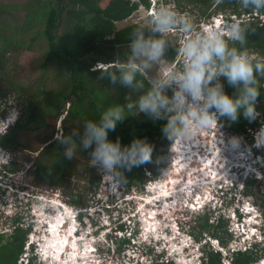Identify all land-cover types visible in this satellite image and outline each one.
Masks as SVG:
<instances>
[{
  "label": "clouds",
  "instance_id": "1",
  "mask_svg": "<svg viewBox=\"0 0 264 264\" xmlns=\"http://www.w3.org/2000/svg\"><path fill=\"white\" fill-rule=\"evenodd\" d=\"M150 1L154 10L152 13L147 14L150 16V27L147 30L145 28H138L131 34L130 52L126 59L123 61L115 60L109 64H100L105 67L103 69L99 68L101 71L100 79L107 78L112 84L118 83L131 90L125 97L127 103L124 105L113 104L107 107L101 113L98 121H86L83 125L82 135H80L79 130H74L68 135H65L61 131L56 136L58 142L64 146V158L72 160L79 149H92L89 152V166L96 168L104 176L117 180L125 179L124 171H131L134 167H139L150 162L154 149V146L146 139L136 138L131 141L130 145H122L119 138L115 142L108 138L109 132L115 131L117 124L123 122L129 115L136 116L139 113H144L153 120L165 119L167 122L161 131L170 140L168 146L170 145V150L173 151L176 159L179 158L178 148H174L175 146L177 147L178 143L176 144V142L188 143L194 141L200 135L201 138L198 139H203L201 145V149H203L206 143L210 142L213 138L216 139V135L221 137L217 128L218 120L222 121L221 118L235 123L242 114L246 120L251 122L255 119L257 120L256 116L258 115L256 112V102L260 96L261 80L264 79V58L253 57L250 55L251 52L246 48L248 42L247 34L250 32L249 27L243 24L249 19L242 15L246 12L239 14L233 11V13L222 14L219 12L215 14V12L219 11L217 10L213 13L215 14L213 16L215 20L212 22L213 28L204 29L202 25L200 27L201 18L204 19L201 13H184L185 10L193 12V9L184 6V10H179L175 4L176 2H174L175 0ZM238 3L244 9H252L254 11L264 10V0H238ZM262 15L258 13L253 16H258L259 19L264 21ZM224 19L228 21L227 25L220 27L224 23ZM170 32L177 39L183 58H175L171 63L172 66L165 69L164 73L153 75L148 79V86L146 87L145 81L138 77L146 76L153 65L159 64L164 60L166 52L169 49V41L166 38V34H170ZM236 45H239V47ZM222 77L227 81L229 86L235 89V95L230 96L225 92ZM169 92L172 94L171 96L167 95ZM132 94H135V99H133ZM260 111L262 113V110ZM17 115L18 113L13 112L6 121L0 120V135L6 134L7 128L18 119L19 116L17 117ZM260 118L262 119V123L258 125V129L255 128V125L253 128L246 127L243 131H237L229 127L236 133H243L241 134L242 138L249 141L248 148L244 149L248 154H251V157H247L244 154L246 158L240 156L242 160H247L255 155L258 158V150H262V148L264 150V117ZM261 127L262 130H260ZM210 129H212L211 136L209 134L205 136L202 134ZM254 129L256 131L253 134ZM258 133L260 134L257 138L256 134ZM74 137H79V143H77ZM219 139L221 141V138ZM240 140L241 138L232 137L231 139L227 138V141L221 142L222 148L224 147L226 151L223 150L227 158L226 163L232 162L228 155L232 153L233 148L239 147ZM1 147L0 144V192H3L5 190L4 183L15 172L13 170L15 159H10V154L5 153ZM2 148L8 149L5 146ZM189 154L187 153V156ZM194 158L193 160L199 161L198 154L194 155ZM187 160L190 161V159ZM199 164L201 168V163L199 162ZM191 167L198 168L197 165ZM211 168L212 166L209 165L208 169L210 170ZM220 169L218 167L215 171H210L212 173L210 175L203 174L200 171H196L192 175L190 174V170L186 172L192 178V184L189 186L190 192L179 201V204L182 206H179L175 210L183 209L184 212L182 211L181 216L177 215V217H174L173 215V218H170L174 219L173 221L176 225H180L183 234L190 237L191 233L186 225L190 224L194 228L196 224L193 220L187 219L188 214L191 215L195 212L212 209L215 212V216L213 217V214L210 213V219L216 218L218 220L220 217H224L227 221V229L233 236L234 229L232 230V227L234 228V226H232V221L234 217L224 213L225 210L230 212L226 206L225 196L235 193L232 188L234 183L237 185L244 183L246 191V185L248 186L249 180L260 179L257 178L260 176L248 177L247 174L239 172L238 176L234 178V176L226 172L232 169L230 166L226 171ZM207 178L208 180H205ZM205 181H208V183H205ZM242 190L244 189L242 188ZM25 194L28 196L34 195V193L30 195L28 193ZM35 196L38 199H44L40 195L35 194ZM133 197V195H129L125 199L131 201ZM15 207H17L16 204ZM15 207L13 215L11 211H7V214L11 217L21 218ZM89 209L87 206L84 208L79 206L77 212L81 215L79 218L81 221L84 219V215L89 214ZM133 212H130L128 216L130 218L129 224L132 225L133 229L140 226L139 230L138 228L134 229V233L141 232L140 236L148 239L147 236H150V225L146 223L144 227L143 220L138 217V208H133ZM236 213L238 214L237 220H239L242 215L238 210H236ZM75 216L77 217V213ZM153 216L151 217L153 220L158 219L153 218ZM14 225L15 222L12 226ZM125 230L123 224L115 227V232H119V236H123L121 239L117 237L113 238L111 230L107 229L104 233L106 237H97L100 242H97L96 245L92 244V248H90V252H93L97 257L95 264H101V259L105 257L106 253H114L116 251L111 246V244L114 245L115 240L118 243V247L122 245L121 241L127 238L124 236ZM248 230L254 234L253 231ZM261 230L262 235H264V224H262ZM203 235V238L200 237L196 240L195 238H190V242L185 243V248L191 246L192 250L191 252L188 250V254L185 255L186 259H189L188 263L203 264L206 260V251L211 247L219 249L222 252L223 264H232L231 254H228L223 249L227 248L231 251L230 247L235 248V245H230L231 243L229 244L230 246L223 244L218 237L210 232L208 234L203 233ZM27 236H29L26 240V242H29L28 246H32L37 253L39 252V247L44 250L39 243L31 239L29 229ZM97 238L94 239V242H96ZM262 240L264 242V237H262ZM252 243L258 242L254 241ZM65 244L67 243H63V247H65ZM68 245L70 244L68 243ZM138 245L143 251L145 247H149L145 243ZM248 246L245 245L244 249ZM118 247L117 249L120 250V247ZM136 247L139 249L138 246ZM64 249L62 248L59 251L54 249V251L61 256ZM146 254L149 255L147 248ZM39 256H41L40 260L42 262L51 258L48 251H43ZM30 259L31 257L22 263H41L39 262L40 260L36 261V257ZM263 260L264 255L255 264H264ZM121 264H140V262L133 263V260L130 258L124 260Z\"/></svg>",
  "mask_w": 264,
  "mask_h": 264
},
{
  "label": "rangeland",
  "instance_id": "2",
  "mask_svg": "<svg viewBox=\"0 0 264 264\" xmlns=\"http://www.w3.org/2000/svg\"><path fill=\"white\" fill-rule=\"evenodd\" d=\"M45 1L47 2L49 0H36L35 2L38 4L40 3L41 5L43 4L41 2H45ZM132 1H136L139 4L138 8L135 11H133L132 14L128 16L124 21H116L117 28L121 29L126 26L136 24L138 22L141 24L149 25L150 16H148L147 14L152 13L154 11L152 8L153 5L151 1L150 0H132ZM212 1L214 2V4L209 6L207 10L205 9L206 7L205 5H202L199 2H191L189 0H180V3L175 1L176 2L175 4L176 6L185 5V7L195 10L196 11L195 13H202L201 11H204L205 13H214L218 9V7L216 6L218 2L217 0H212ZM3 2L9 3L11 5L23 4L25 8L19 10L11 9L6 14L2 15V21H3L2 26H5L4 23L5 24L9 23L12 26L21 25L27 8L31 7L30 5L32 3V0H0V3ZM106 4H107V0H103L99 3L98 7H95L93 10H91L87 14L88 18L86 23L90 25V22H88L89 18H91L96 12L100 10L101 7H104ZM226 9H231V8L230 6H228ZM219 12L222 14L233 13L226 10L224 11L219 10L215 12V14H218ZM184 13H194V12L185 10ZM215 14H212L210 16H205L202 14L204 19L201 18L200 27L202 25L204 29L213 28L212 22L213 20H215L213 17ZM66 16L68 17L64 19L65 23L62 24V26L64 25L63 26L64 28L66 27L69 21V15L67 13ZM223 22L224 23L221 24L220 27L226 26L228 21H225L224 19ZM87 28L89 27L87 26L86 29ZM166 36L168 37L170 46L172 47L178 46V41L171 32L170 34L167 33ZM45 52H46V45L44 39H40L39 41H37L34 44L33 50L26 49L16 52L14 56H12L13 58L11 59V65L13 68L9 70L11 71V73L9 72L10 77L15 78V80L20 84L30 85L32 87H35L38 83V78L41 76L43 72H45V78H44L45 86H48V88L56 86L55 76L57 72L60 71V69L62 68V63L56 60H52L50 61L46 69L42 68L41 64L45 60ZM258 54L259 52L257 50L250 53V55H252L253 57H256ZM177 58H183L181 51L177 53L176 59ZM171 63L166 64V69L172 66ZM100 64H105V63H99L98 67L101 66L105 67L104 65H100ZM160 65H162V63L152 66L150 71L147 73L149 79L155 74L164 73V71H161L159 69ZM15 71H18L20 74L19 75H16V73L14 74ZM6 98L7 100H5L4 97L2 100H0V120L2 121L4 120L6 121L7 118H9L13 114V112L18 113L17 115L18 117L20 115V110L24 108L25 104H27L25 97L20 96L18 92H11L6 96ZM256 112L258 113V115L256 116L257 120H255L256 124L254 125L256 126L255 128L258 129V125L262 123V119L260 117L262 118L264 117L263 116L264 112L262 111L261 113L260 110H256ZM64 116L65 113L60 116V118L57 120L56 124L54 125H45V126L43 125L36 130L20 132V135L17 139V143L13 144L12 145L13 147L9 148L8 146V149H4L2 148L4 147V145L1 144L2 146L1 149L5 153L10 154V159L11 158L15 159V161L13 162V168H14L13 170L15 172L13 173V176L7 179L6 182L4 183L5 190L3 192H0V234L4 235L2 243L6 244L11 239V234L13 233L14 230L12 224L14 223L15 217L9 216L7 214V211H11V214L13 215L15 204L17 205L15 209L18 210L19 216L22 217L21 222L23 223L20 225L22 226L23 229H27V230L29 229V234L31 236V239L39 243V245L42 248L44 247L43 245H45V242L41 238L47 236L46 234L52 236V232L50 230L51 227L50 221L53 219H54L53 221H56L55 219H57L59 215V211H56L55 208H59L61 210L64 207V209L66 208V210H69V213L73 216L72 217L73 219L70 217L71 219L70 224L75 223V228L78 229L79 227L81 229L80 231L78 230L77 232L78 233L77 239L80 240L81 237L85 236V242L87 243V247L89 249L92 248V244L96 245L97 242L98 243L100 242V240L97 237H101V236L103 238L106 237V234H104L106 232V229L111 230L112 232L111 235H113V238L114 237H117L118 239L123 238V236L122 237L119 236L120 235L119 232H115V227L119 226L120 224H123L124 229H126L124 236L129 238L130 243H125L122 244L121 246L119 245L120 250H118L117 249L118 243L115 240L114 245L111 244V246H113V249L116 251H114V253L112 252L106 253L105 257L101 259L102 261L101 264H121L124 260L130 258L133 260V263H136L138 261L140 262V264L150 263L152 260L151 258H153L154 256L151 253H149V255H147L146 253L143 254L144 252L143 249H141V247L138 245L140 243H145L146 245H149V249L151 250L153 247L154 253H156L157 255L162 254L161 255L162 261L166 262L172 260L173 264H191L188 263L189 259H186L185 257V255L188 254L187 252L188 250L189 252L192 251L191 246L189 248H185L186 246L185 243L190 242V238H195V240L200 237L203 238L204 237L203 233L206 234H208V232L212 233L210 229L213 230L214 226H209V228L206 227V229H204L201 227V225H198L203 222V218L207 214L209 215L210 213H212L213 217L215 216V212L212 209H206L204 211H199V212H195L194 214L187 215V219L193 220L197 225L195 228H193L192 225L190 224L186 225L189 232L191 233L190 237L183 234L182 230L180 229V225L178 224L176 225L173 219H170L172 218L171 216L170 218L167 219L165 218L164 221L160 219H154L153 223H149L151 228L149 229L150 236H147L148 239L144 237L142 238L140 236L141 232L134 233V229L138 228L139 230L140 226H138L137 228L134 227L133 229L132 225L129 224L130 218H128L130 212H133V208H138V217L143 220L142 222H144V227L146 226V223H148L145 219L146 214L147 216L155 215L154 214L155 205L148 204V206L146 207L143 205L146 203L145 199L147 197L148 189L152 187L154 188L159 184L162 185L166 184L170 180L174 181V184L170 185V187H172V190L174 188L175 189L177 188L178 190L181 189V187L184 184L180 187L175 186L177 185V183H180L179 185H181L183 182L182 177L179 178L178 175L179 169L176 168L175 163L179 158L184 159L185 154L190 153L189 155L193 157L192 158L193 163L191 164H196L198 166V169H196V171H200L203 174L210 175L212 174L210 171H215L218 167L221 168L222 170L225 169L227 170L229 166L231 168L235 166L236 168L232 169L233 171L231 170L226 171L231 176H234V178L238 176L239 172H243L247 174L248 177L260 176L257 178L262 179V181L259 180L260 182L253 184L249 191H247L248 189L247 185L245 191L244 183H241L236 187L235 184L232 186L235 193L225 196L226 206L227 208H229L230 212L225 210L224 213H226V215L229 216L232 215L234 217L232 221V226H234V228L232 227V230L234 229L232 233L233 236L231 235L228 245L231 243L230 245L233 246L235 245V248L237 249L239 248L244 249L245 245L248 246L249 243H252L254 241L260 243L261 244L260 246L264 245V242L262 240V237H264V235H262V230H261V226L262 224H264V212H263L264 208L261 205L262 202H261V196H259L260 194L257 195L258 189H260V191H262V188L264 189V150L263 148L262 150H258L259 151L258 158L255 155L247 160H242L241 158L242 156L244 158H246L245 155L247 157H251V154H248L244 149V148H248L249 141L247 139L242 138L241 134L243 133L240 134L236 133L235 131L229 128V125H227V123L218 120L217 128H218V133L221 134V137H219V135H216V139L213 138L210 142L206 143L203 149H201L203 139H199V141H201V145H197L194 142L195 140L197 141L198 137L201 138L200 135L194 141H190L188 143L176 142V144L177 143L178 144L177 147L175 146L174 148H178L179 158L177 159L173 154V151L170 150L171 147L169 145L167 147V153L161 158L159 162L157 161L156 163L151 160L150 162L144 164L142 168L145 174L144 183L142 181L136 180L135 183H132V185L130 186L126 185V183H124L122 180H117L109 176H104V174L98 171L97 169L95 170L98 172V174H100V180L94 183L92 186H90L91 185L89 181L90 172L86 169V166L90 167L88 163L90 157L85 151L83 150L81 151V149H79L73 159L76 162L75 164L77 168H75L74 174L69 175V178H71L70 179L72 184L71 188L73 193H77V194L81 193L83 197L82 198L83 202L87 204L80 207L84 208L85 206H87L90 208L89 214H87L86 216L84 215V219H82L81 221L79 219L81 215L77 212L79 206L70 203L71 195L70 194L66 195L63 192L62 185L60 186L53 185L49 182H46L40 175V172H38V167L35 164L36 161L45 160V162L47 163L53 161V159L50 156L45 157L42 155L43 153L42 148L45 147L49 142L56 140L57 134L63 131V126L60 121ZM248 127L253 128L254 126H248ZM256 129H254V131L252 132L253 134L255 133ZM260 130H262V127L260 128ZM211 132L212 129L203 132L202 134L204 136L206 134H209L211 136ZM260 133L256 134L257 138ZM232 137L241 138V140L239 147L233 148L232 153L228 155L230 156L232 161L231 163L228 164L226 163L227 158L225 157L224 154L225 149L224 147L222 148L221 142L225 140L227 141V138L231 139ZM219 138H221V141H219L220 140ZM55 145L56 144L53 143L50 150L54 149ZM197 154L199 155V161L193 160L195 159L194 155ZM199 162L201 163L202 166L201 168ZM245 164H247L248 166L250 165V170L244 167ZM209 165L212 166L210 170L208 169ZM239 165L240 168H238ZM80 169L84 173L83 176L78 173ZM251 170H254L253 173L251 172L249 173V171ZM188 186H190V183H188ZM241 187L244 190H242ZM239 190L240 192H238ZM181 192L182 191L177 192L176 198L178 201L176 200L177 203H174L173 205L175 204L179 205V201L182 200L183 197L185 196L184 192L182 193ZM189 192H190V188L187 189L186 195L189 194ZM25 193H28L29 195L34 193V195L28 196ZM35 194L40 195V197H43L45 201H42V199H38L37 196H35ZM129 195L134 196L133 200L129 201L125 199V197H128ZM116 201H118L117 204ZM236 210L240 211L242 215V217L239 220H237L238 214L236 213ZM182 211L183 209H179L178 211H173L172 214L174 215V217H177V215L181 216L182 213L184 212ZM76 213H77V217L75 216ZM45 217L47 218L44 219ZM210 218L211 216L209 217V222L213 220L214 221L211 223L214 224V222H217L216 218L215 219L213 218V220ZM151 225L153 226L151 227ZM159 225L161 226V229L166 230V232H167V228H172L174 231L173 235L176 236V238L174 239L175 241L174 240L171 241L169 239L170 237L169 238L166 237L163 233H162L163 235L160 234V232L157 233L158 231L157 228ZM75 228L73 232H75ZM248 229H250L251 232L253 231L254 234L250 233ZM259 232L261 233L260 235ZM219 234L225 235L224 230L219 229ZM28 237L29 236L26 237V240L28 239ZM69 237L72 236L69 235ZM228 237L229 236L225 235V238ZM96 238L97 240L96 242H94V239ZM108 238L110 240L109 236ZM28 245L29 242L25 241V245L23 247L22 252L19 255L17 264H23L22 262H26L30 257L31 259L36 257L37 260L36 259L35 260L37 262L40 260L41 256L39 255L42 254L43 250L38 245L39 252L37 253L35 249L32 248V246H28ZM136 246H138L139 249H137ZM235 248L230 247L231 251H229L227 248L223 250L227 251L228 254H231L232 250H234ZM91 254L92 257L89 259V261H87L88 264L92 263L91 259L97 260L95 254L93 252ZM53 261L54 260H52V258H48L44 260V262L40 260L39 262L41 263L39 264H54ZM7 263H9V259H7Z\"/></svg>",
  "mask_w": 264,
  "mask_h": 264
},
{
  "label": "trees",
  "instance_id": "3",
  "mask_svg": "<svg viewBox=\"0 0 264 264\" xmlns=\"http://www.w3.org/2000/svg\"><path fill=\"white\" fill-rule=\"evenodd\" d=\"M32 0L31 7L27 8L21 25L2 26V15L11 9H23V4L0 3V100H7L6 96L11 92H18L25 97L27 104L20 110V115L16 122L9 126L6 134L0 135V144L5 147H13L22 131L36 130L41 126L54 125L62 114L61 119L63 133L70 134L74 130H79L83 134V125L86 121H98L101 113L113 104L124 105L127 103L125 97L130 93V89L117 84H112L107 78L100 79L101 71L99 63H112L115 60L123 61L130 52L129 44L132 33L138 28H149L147 24H132L124 28H117L116 21L125 20L135 11L139 4L132 0H107V4L101 7L91 18L90 25L87 22V14L98 7L103 0H49L36 3ZM180 3V0H175ZM174 1V2H175ZM205 5V9L214 2L212 0H189ZM231 4V5H230ZM185 6V5H184ZM184 6H178L179 10H184ZM217 10H226L228 6L236 13H252V9H244L238 0H219L216 4ZM100 7V6H99ZM216 10V11H217ZM264 15V10L257 11ZM66 13L69 21L64 28L62 26ZM203 15H206L202 11ZM250 32L247 34L246 48L252 53L258 51L256 58H264V21L258 16H253L245 21ZM85 26V27H84ZM89 27L86 29V27ZM85 28V29H84ZM167 38V36H166ZM40 39H44L46 45L45 60L41 64L42 68H47L52 60L62 63V68L55 76L56 86L48 88L45 86V72L38 78L35 87L18 83L15 78L10 77L12 65L11 59L14 54L21 50H33L34 44ZM168 39V38H167ZM239 47V45H236ZM177 50L169 47L165 58L175 60ZM10 72V73H9ZM19 75L18 71L14 74ZM145 81V76L138 77ZM44 79V80H43ZM40 80V81H39ZM43 80V81H42ZM224 90L228 95H235V89L228 85L223 78ZM133 99H135V94ZM167 95L171 96L169 92ZM256 110L264 111V79L261 80L260 96L256 102ZM224 123L237 131H243L248 126H254L253 121L246 120L241 114L237 122L233 123L221 118ZM165 119L153 120L144 113L136 116H127L123 122L117 124L115 131H110L108 138L113 142L120 139L122 145H130L136 138L146 139L154 146L151 160L159 162L167 153L170 143L163 134L162 127L166 124ZM79 143V137H74ZM55 143L54 149L50 150ZM94 147V146H93ZM64 146L58 140L49 142L42 148L43 156H50L53 161L47 163L36 161L38 172L42 178L53 185H62L63 192L70 194V203L77 206L87 205L82 200L81 193H73L70 174H74L76 162L64 158ZM88 156L92 149L84 150ZM90 157V156H89ZM143 165L134 167L131 171H124L125 179L122 181L130 186L136 180L144 183ZM90 172L89 181L92 186L100 180V174L86 166ZM80 175H84L80 169ZM67 176V177H66ZM251 179L248 182V189L255 183L262 180ZM260 188V187H259ZM258 189L257 195L261 196V205L264 208V189ZM264 212V211H263ZM209 215L203 218L202 228L214 226L210 229L212 234L218 237L223 244H228L231 233L227 229V221L220 217L217 223L209 222ZM15 218L14 230L11 239L6 244L2 243L3 234H0V264H17L20 253L25 245L28 230L19 225ZM197 225H194V228ZM122 227V226H121ZM219 229H223L225 235L219 234ZM214 231V232H213ZM121 243H130L129 239H123ZM153 254L151 262L148 264H173L172 260L162 261L161 255L154 253L149 247L144 248V252ZM153 249V247H152ZM264 255V246L258 243H251L245 249H236L231 253L232 264H255ZM9 259V263H7ZM223 254L219 249L209 247L206 251V260L203 264H223ZM30 264H36L30 263Z\"/></svg>",
  "mask_w": 264,
  "mask_h": 264
},
{
  "label": "bare ground",
  "instance_id": "4",
  "mask_svg": "<svg viewBox=\"0 0 264 264\" xmlns=\"http://www.w3.org/2000/svg\"><path fill=\"white\" fill-rule=\"evenodd\" d=\"M198 138H197V141L195 140L194 142L197 145H201V141H199ZM185 158L184 159L179 158L175 163L176 168L179 169L178 172H180V173H178L179 178L182 176V181H183L181 185H179L180 183H177V185H175V186L180 187L184 184L181 187V189L178 190L177 188L176 189L174 188L172 190V187H170V185L174 184V181L170 180L166 184H163V185L159 184L158 186H156L154 188L153 187L150 188V190L147 192V197L145 199L146 203L143 205L145 207L148 206V204L155 205L154 213L156 214L155 216H153V215H149V213H148L150 218H149V216L147 217V214H146L145 219L148 222V224L153 223V219L151 218L152 216H153V218H158V219L164 221L165 218L167 219V218H170L171 216H173L172 212L175 211L177 209V207L182 206L180 204L179 205H176V204L173 205L174 203H177V201H178L176 198V196H177L176 194L178 191H182V192H184L185 197L187 196L186 192H187V189L189 188L188 183L192 184V178H191V176L189 177L188 173H186V172H188L190 170V174L192 175L193 173L196 172V169H198L197 167L196 168L191 167V166L196 165V164H191V163H193L192 162V158H193L192 156H190V155L187 156V154H185ZM187 159H190V161H188ZM188 164H189V167H188ZM244 167L250 170V165L248 166L247 164H245ZM234 168H236V167L233 166L232 169H234ZM238 168H240V165L238 166ZM191 169H192V171H191ZM232 169H230V170H232ZM224 171H226V169ZM253 171L254 170H251V171H249V173L250 172L253 173ZM181 172H182V175H181ZM205 180H208V179H205ZM205 183H208V181H205ZM234 184L236 187L237 184L236 183H234ZM42 201H45V200L42 199ZM142 203H144V202H142ZM48 210H49V208H48ZM55 210L59 211V215H58L57 219H55L56 221H53L54 219L51 221L48 220L51 222L50 230L52 232L53 237L46 234L47 236H44V238H41L45 242V245L42 244L44 246L43 248H44L45 252H47V251L49 252V255L54 260L53 261L54 264H86L87 261H89V259L92 257V254H91L92 252H90V249L87 247V243L85 242V236L81 237L80 240L77 239V237H78L77 232H78V230L80 231L81 229L79 227H78V229H76L75 223L70 224V222H71L70 217L72 218L73 216L69 213V210H66V208L64 209V207L61 210L59 208H55ZM140 210H142V209H140ZM46 218L47 217H45L44 219H46ZM43 226H44V223H43ZM74 228H75V232H73ZM157 229H158L157 233L158 232H160V234L163 233L166 237H168V238L170 237L169 239L171 241L176 238V236L173 235L174 231L172 228H167L168 231L166 232V230L161 229V226L159 225ZM69 235H71L72 237H69ZM165 240H166V238H165ZM63 243H67V244H65V247H63ZM68 243L70 245H68ZM53 245H54V247H53ZM62 248H65V249L63 250V253L61 254V256H59V253H56L54 251V249L56 251H59ZM91 262L92 263H90V264H95L94 259H91Z\"/></svg>",
  "mask_w": 264,
  "mask_h": 264
},
{
  "label": "flooded vegetation",
  "instance_id": "5",
  "mask_svg": "<svg viewBox=\"0 0 264 264\" xmlns=\"http://www.w3.org/2000/svg\"><path fill=\"white\" fill-rule=\"evenodd\" d=\"M195 11V10H194ZM201 11V10H200ZM202 12V11H201ZM122 21H124V20H122ZM139 24H141V23H139ZM149 27H150V25H148ZM168 38V37H167ZM169 47H171V48H175L176 50H177V53H179V51H180V48L178 47V46H175V47H172V46H170L169 45ZM176 56H177V54H176ZM172 61L171 60H168L167 58H165L164 57V60L161 62L162 63V65H160V67H159V69L161 70V71H165V69H166V64H169V63H171ZM161 63H159V64H161ZM105 64H109L108 62H106ZM159 70V71H160ZM157 73H158V71H157ZM146 78H147V80L149 79L148 78V76L146 75L145 76ZM222 81H223V77H222ZM224 83V82H223ZM19 219V218H18ZM22 221V217L20 218V220H18V222L17 223H23V222H21ZM14 227V226H13Z\"/></svg>",
  "mask_w": 264,
  "mask_h": 264
},
{
  "label": "built area",
  "instance_id": "6",
  "mask_svg": "<svg viewBox=\"0 0 264 264\" xmlns=\"http://www.w3.org/2000/svg\"><path fill=\"white\" fill-rule=\"evenodd\" d=\"M256 14H258L257 13V11H254V13H244V14H242L244 17H246V18H250L251 17V15H256ZM222 16V15H221ZM262 18L264 19V15H262Z\"/></svg>",
  "mask_w": 264,
  "mask_h": 264
},
{
  "label": "crops",
  "instance_id": "7",
  "mask_svg": "<svg viewBox=\"0 0 264 264\" xmlns=\"http://www.w3.org/2000/svg\"><path fill=\"white\" fill-rule=\"evenodd\" d=\"M226 11L233 12V11H232V8H231V9H226ZM193 12L195 13L196 11L193 10ZM201 14H203V13H201ZM211 14H213V13H206L207 16H209V15H211Z\"/></svg>",
  "mask_w": 264,
  "mask_h": 264
},
{
  "label": "water",
  "instance_id": "8",
  "mask_svg": "<svg viewBox=\"0 0 264 264\" xmlns=\"http://www.w3.org/2000/svg\"><path fill=\"white\" fill-rule=\"evenodd\" d=\"M168 231V230H167Z\"/></svg>",
  "mask_w": 264,
  "mask_h": 264
}]
</instances>
